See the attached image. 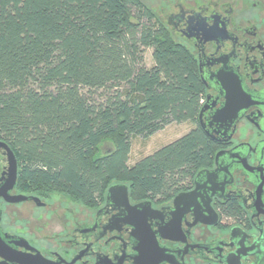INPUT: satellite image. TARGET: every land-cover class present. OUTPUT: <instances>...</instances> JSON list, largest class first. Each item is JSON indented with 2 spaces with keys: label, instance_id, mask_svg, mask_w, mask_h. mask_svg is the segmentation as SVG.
Wrapping results in <instances>:
<instances>
[{
  "label": "trees",
  "instance_id": "16d2710c",
  "mask_svg": "<svg viewBox=\"0 0 264 264\" xmlns=\"http://www.w3.org/2000/svg\"><path fill=\"white\" fill-rule=\"evenodd\" d=\"M203 97L192 56L140 0H0V141L22 193L86 208L114 184L171 198L213 155ZM184 123L194 128L128 165L132 137Z\"/></svg>",
  "mask_w": 264,
  "mask_h": 264
},
{
  "label": "flooded vegetation",
  "instance_id": "af4514ba",
  "mask_svg": "<svg viewBox=\"0 0 264 264\" xmlns=\"http://www.w3.org/2000/svg\"><path fill=\"white\" fill-rule=\"evenodd\" d=\"M161 11V29L196 65L206 106L197 126L213 144L210 164L171 198L128 193V206L105 194L86 208L22 193L15 182L6 197L27 200L0 196V264L264 260V0H171ZM7 170L0 148V189ZM179 195L188 197L174 203ZM33 210L44 218L31 221Z\"/></svg>",
  "mask_w": 264,
  "mask_h": 264
},
{
  "label": "rangeland",
  "instance_id": "374dc122",
  "mask_svg": "<svg viewBox=\"0 0 264 264\" xmlns=\"http://www.w3.org/2000/svg\"><path fill=\"white\" fill-rule=\"evenodd\" d=\"M146 7H148L155 15L157 23L164 24V14L162 13V8L166 10L168 5H170L171 0H140ZM168 4V5H167ZM170 7V6H169ZM152 50L146 49L143 54L144 64L146 68H151L153 66V60L151 56ZM194 128L193 124L184 123V124H171L165 127L163 130L156 132L152 136L144 139L141 137H132L131 138V149L128 158V165H133L140 159L145 156L151 155L161 147L177 140L191 129ZM110 147L109 144L101 145L100 152L102 153L105 148ZM52 198H59L63 203H73L65 197L56 194H49ZM78 205V204H77ZM25 208V209H24ZM21 210L28 211L27 206H21ZM44 214L40 210H33V215L31 216V221H37L40 218H44ZM41 221V220H40ZM42 223V221H41ZM37 226V225H36ZM38 231V230H37Z\"/></svg>",
  "mask_w": 264,
  "mask_h": 264
},
{
  "label": "water",
  "instance_id": "95a60500",
  "mask_svg": "<svg viewBox=\"0 0 264 264\" xmlns=\"http://www.w3.org/2000/svg\"><path fill=\"white\" fill-rule=\"evenodd\" d=\"M206 106H202L200 111H199V119L201 118V114L205 110ZM202 124V123H200ZM208 134V133H207ZM0 148L4 150L6 157H7V163H8V170H7V180L4 186L0 189V196H2L7 202H13V203H18L27 200L26 197L24 196H17L12 199H9L6 197V192L15 184L17 181V160L9 148V146L0 141ZM201 174V172L198 174V176ZM118 194L122 195L123 202L128 206V190L125 185L122 184H114L108 187L106 191V199L107 201H116V196ZM183 197H188L187 195H179L175 198L174 203L179 202ZM36 200V199H35ZM143 205L140 204L137 207L133 208L136 210V208H142ZM259 264H264V260H262Z\"/></svg>",
  "mask_w": 264,
  "mask_h": 264
}]
</instances>
